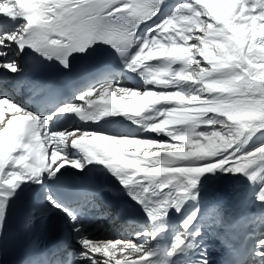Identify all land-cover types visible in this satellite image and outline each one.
Instances as JSON below:
<instances>
[{"label": "snow or ice", "instance_id": "snow-or-ice-1", "mask_svg": "<svg viewBox=\"0 0 264 264\" xmlns=\"http://www.w3.org/2000/svg\"><path fill=\"white\" fill-rule=\"evenodd\" d=\"M0 264H264V0H0Z\"/></svg>", "mask_w": 264, "mask_h": 264}, {"label": "bare ground", "instance_id": "bare-ground-1", "mask_svg": "<svg viewBox=\"0 0 264 264\" xmlns=\"http://www.w3.org/2000/svg\"><path fill=\"white\" fill-rule=\"evenodd\" d=\"M122 226L116 227L113 225V222L111 220L109 221H101L98 223L95 228L93 229V232L97 235H105V234H115L118 232H122Z\"/></svg>", "mask_w": 264, "mask_h": 264}]
</instances>
